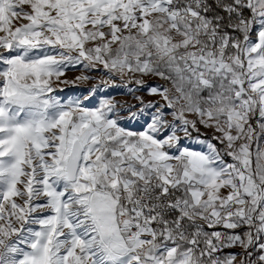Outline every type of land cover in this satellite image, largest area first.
Listing matches in <instances>:
<instances>
[{
  "label": "snow or ice",
  "instance_id": "obj_1",
  "mask_svg": "<svg viewBox=\"0 0 264 264\" xmlns=\"http://www.w3.org/2000/svg\"><path fill=\"white\" fill-rule=\"evenodd\" d=\"M0 264H264V0H0Z\"/></svg>",
  "mask_w": 264,
  "mask_h": 264
},
{
  "label": "crops",
  "instance_id": "obj_2",
  "mask_svg": "<svg viewBox=\"0 0 264 264\" xmlns=\"http://www.w3.org/2000/svg\"><path fill=\"white\" fill-rule=\"evenodd\" d=\"M87 87H82V88H74V89H65L64 92L60 93L61 96H63L65 99H67L70 96L78 95L81 94L82 92L85 91ZM124 89H109L110 95L116 96L117 99L119 100H130L131 98L123 95L122 93L124 92ZM95 103V101H93ZM91 106V105H90Z\"/></svg>",
  "mask_w": 264,
  "mask_h": 264
},
{
  "label": "rangeland",
  "instance_id": "obj_3",
  "mask_svg": "<svg viewBox=\"0 0 264 264\" xmlns=\"http://www.w3.org/2000/svg\"><path fill=\"white\" fill-rule=\"evenodd\" d=\"M76 75H79V73L78 72H69L68 74H67V77H68V79H73ZM155 81H153V80H150L149 81V83H154ZM91 82H85V83H83V84H81V85H79V86H71V85H69L68 87H66L65 89H74V88H84V87H88L89 86V84H90ZM112 89H122V88H112ZM131 100V99H130ZM132 102H134V101H132Z\"/></svg>",
  "mask_w": 264,
  "mask_h": 264
}]
</instances>
